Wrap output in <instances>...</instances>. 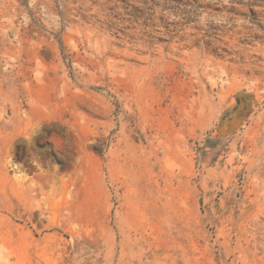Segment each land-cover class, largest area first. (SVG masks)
<instances>
[{
	"label": "rangeland",
	"instance_id": "rangeland-1",
	"mask_svg": "<svg viewBox=\"0 0 264 264\" xmlns=\"http://www.w3.org/2000/svg\"><path fill=\"white\" fill-rule=\"evenodd\" d=\"M35 169L107 217L16 225ZM0 264H264V0H0Z\"/></svg>",
	"mask_w": 264,
	"mask_h": 264
},
{
	"label": "crops",
	"instance_id": "crops-1",
	"mask_svg": "<svg viewBox=\"0 0 264 264\" xmlns=\"http://www.w3.org/2000/svg\"><path fill=\"white\" fill-rule=\"evenodd\" d=\"M18 166L17 161L16 175L18 174ZM75 170L71 169L66 178L65 172L54 171V173H50L51 170L49 169L44 172L35 169L29 178L20 184V189L19 179H15L11 173L10 216L16 219V225L19 223L18 220H23L20 223H25L26 226H50V220L54 219L56 214L58 217L56 225L64 226L67 213L73 218H95L96 220L106 218L109 210L107 187L100 183L95 190L89 192L91 196L94 193L95 198H89L86 201L80 200L78 197L85 193L81 192V185L76 178ZM51 175H53L52 180L50 179ZM68 193L72 195L73 199H67ZM55 199L58 200V203L54 201ZM45 215L46 221L43 222L42 218Z\"/></svg>",
	"mask_w": 264,
	"mask_h": 264
}]
</instances>
